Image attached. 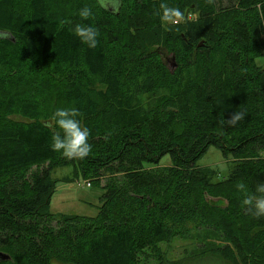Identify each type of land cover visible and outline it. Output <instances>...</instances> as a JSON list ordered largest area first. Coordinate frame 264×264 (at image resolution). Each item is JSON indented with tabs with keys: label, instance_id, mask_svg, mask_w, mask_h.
Returning <instances> with one entry per match:
<instances>
[{
	"label": "trees",
	"instance_id": "obj_1",
	"mask_svg": "<svg viewBox=\"0 0 264 264\" xmlns=\"http://www.w3.org/2000/svg\"><path fill=\"white\" fill-rule=\"evenodd\" d=\"M162 2L185 17L165 24ZM262 56L264 0H0V264H264V216L236 188L264 181ZM62 107L91 131L83 160L51 148ZM210 147L222 176L197 165ZM57 167L101 189L94 216L48 209ZM192 234L218 243L178 259L159 247Z\"/></svg>",
	"mask_w": 264,
	"mask_h": 264
},
{
	"label": "clouds",
	"instance_id": "obj_2",
	"mask_svg": "<svg viewBox=\"0 0 264 264\" xmlns=\"http://www.w3.org/2000/svg\"><path fill=\"white\" fill-rule=\"evenodd\" d=\"M208 2L212 3L213 0ZM97 4L104 10L116 12L121 6V0H97ZM160 10L161 18L165 22L179 20L184 16L179 7L169 6L167 3L162 2ZM77 14L82 21L94 17L92 9L87 6L80 8ZM72 31L88 48L97 47L99 31L96 27L82 22L75 24ZM80 115V111L75 107L57 108L52 113L51 119L58 131H54L51 136V148L54 152L61 153L65 159L83 160L92 152V145L89 143L91 131L81 124L78 119ZM244 118L245 113L238 111L232 113L227 119L221 120L220 124L222 127L224 125L233 127ZM236 188L243 197V206L256 218L264 216V181L258 182L254 191H250L243 182L238 183Z\"/></svg>",
	"mask_w": 264,
	"mask_h": 264
},
{
	"label": "rangeland",
	"instance_id": "obj_3",
	"mask_svg": "<svg viewBox=\"0 0 264 264\" xmlns=\"http://www.w3.org/2000/svg\"><path fill=\"white\" fill-rule=\"evenodd\" d=\"M179 20L175 21L178 22ZM164 23L169 24L174 23V21ZM148 37L147 32L146 38ZM166 63L167 65L171 64L170 61H166ZM256 63L264 67V56L258 58ZM12 118L15 119L16 117L13 116ZM164 159L166 158L163 157L161 159L160 164L167 163ZM197 165L212 168L216 175L222 176L229 167V159L224 160L215 148L210 147L199 158ZM50 178L56 180L53 182V188L49 196L48 209L51 212L84 216L95 215L101 194V189L98 186L86 185V181L82 178L75 177L72 169L69 167L52 168ZM201 242L205 244L200 245ZM213 243H218L213 237L192 234L189 237H175L168 243L160 244L159 247L168 259H178L185 254L199 251L204 245L211 246ZM50 264L61 263L51 261ZM145 264H154V260L150 257Z\"/></svg>",
	"mask_w": 264,
	"mask_h": 264
},
{
	"label": "water",
	"instance_id": "obj_4",
	"mask_svg": "<svg viewBox=\"0 0 264 264\" xmlns=\"http://www.w3.org/2000/svg\"><path fill=\"white\" fill-rule=\"evenodd\" d=\"M184 17H185V15H184ZM6 36H8V35H6ZM7 259H9V256L5 253L0 252V260H7Z\"/></svg>",
	"mask_w": 264,
	"mask_h": 264
},
{
	"label": "built area",
	"instance_id": "obj_5",
	"mask_svg": "<svg viewBox=\"0 0 264 264\" xmlns=\"http://www.w3.org/2000/svg\"><path fill=\"white\" fill-rule=\"evenodd\" d=\"M86 185H88V184L86 183Z\"/></svg>",
	"mask_w": 264,
	"mask_h": 264
}]
</instances>
